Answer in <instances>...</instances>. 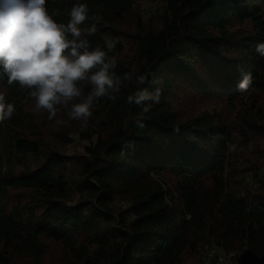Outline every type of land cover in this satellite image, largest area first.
Wrapping results in <instances>:
<instances>
[{
    "label": "trees",
    "instance_id": "trees-1",
    "mask_svg": "<svg viewBox=\"0 0 264 264\" xmlns=\"http://www.w3.org/2000/svg\"><path fill=\"white\" fill-rule=\"evenodd\" d=\"M129 1L47 0L45 6L57 23L67 24L72 6L87 4L88 19L80 25L86 29L96 7L118 19ZM164 15L156 31L111 27L115 72L134 76L122 79L115 100L97 99L100 123L109 131L98 139L92 138L95 131L81 132L91 143L85 155L74 157L78 173L72 181L69 156L60 148L36 135L21 136L27 114L11 95L23 89L9 84L0 68V94L15 108L0 127L17 157L0 169V264H10L12 241L29 250L38 238L59 243L77 264H186L200 258L206 245L239 254L238 264H264V183L258 178L264 57L256 52L264 42V0H168ZM108 35L86 38L103 47ZM127 47L136 64L120 58ZM243 74L252 83L240 92ZM136 75L145 82L138 84ZM138 89H159V102L129 104L127 97ZM186 94L196 97L188 102L192 112L178 116L170 99ZM199 96L221 98L231 112L202 103L193 108ZM238 167V174L250 171L257 184L239 180ZM117 198L128 201L120 218Z\"/></svg>",
    "mask_w": 264,
    "mask_h": 264
},
{
    "label": "clouds",
    "instance_id": "clouds-1",
    "mask_svg": "<svg viewBox=\"0 0 264 264\" xmlns=\"http://www.w3.org/2000/svg\"><path fill=\"white\" fill-rule=\"evenodd\" d=\"M47 0H0V68L8 83H16L28 89L34 99L36 112L48 113V119L57 116L58 107L68 110L69 120L86 122L92 115L94 102L107 96L117 98L122 79H133L134 72L117 75V58L112 53L115 39L104 38L103 47H92L86 38L95 33L96 27L81 29L88 19V6L76 3L72 6L67 24L57 23L48 13ZM93 19H101L93 17ZM256 52L264 57V42L256 45ZM138 84L146 77L136 75ZM252 83L250 74H243L238 91H247ZM91 85V91L83 88ZM151 100L159 102V89L154 93L138 89L127 97L129 104L140 105ZM150 105H145L147 111ZM14 105L5 104L0 94V121L10 119ZM57 124L66 121L57 120ZM138 127H143L141 121ZM252 145L249 143L248 148ZM236 145L231 146L235 150ZM243 151V149H241Z\"/></svg>",
    "mask_w": 264,
    "mask_h": 264
},
{
    "label": "rangeland",
    "instance_id": "rangeland-1",
    "mask_svg": "<svg viewBox=\"0 0 264 264\" xmlns=\"http://www.w3.org/2000/svg\"><path fill=\"white\" fill-rule=\"evenodd\" d=\"M167 3L168 0H130L127 10L118 19L114 18V15L109 13V10L106 11L105 8L98 6L95 8V14L93 17H100L101 19H91V22H93L96 27V31L92 35L102 37L101 33L104 31L109 32V35L104 37H110L112 32L111 27L117 30L127 31L128 33H133L137 27L156 31L161 26V22L164 19V11ZM93 24H90L89 28H91ZM98 28H101L102 31ZM134 57L132 49L130 50L128 47L125 48L120 56L125 63L130 65L136 64V62H133ZM28 91V89H23L11 95L13 102L21 100L20 103L24 111L22 112L27 114V118L18 128L20 134L27 138L34 137V135L41 137L47 145L58 147L62 150L61 152L63 154L69 156L66 162V172L68 178L72 181V179L76 178V174L78 173V164L74 157L85 155L86 147L91 143V141H88L81 135V132L88 130L95 131L94 135L93 132L91 133V135H93L92 138L96 137V139H98L105 137L109 131L103 123H100L103 118V114H101V105L97 100L94 102L91 110L92 115L86 122L75 119L69 120L68 110L63 107H58L57 116L52 120H49L46 111H35V101L29 96ZM186 96L187 98H184L182 95H179L170 99L178 116L188 115L192 112V109L188 106V102L196 97L191 98L187 94ZM202 98L199 96V98L193 102V108L200 107L199 103H202L209 107H215L220 113L231 112L229 105L224 103L221 98L215 96L207 98V100H203ZM234 113L235 112L233 111V114ZM57 120H63L66 121V123L57 124ZM0 129V169L1 171H5L8 162L13 159L16 160L17 157L14 155L8 139L3 138V133L5 131L3 125H1ZM25 162L33 163L31 158H28ZM240 170V167L236 168V173ZM237 175L238 179L242 182L257 184V177H255L254 180L253 174L250 171L241 172L240 174L237 173ZM258 178L264 183V160ZM78 197L79 194H76L75 200ZM15 200V194L11 193L10 201ZM127 205V200L117 198L114 203V209L116 211L115 215L117 218L122 216L121 213L124 212ZM21 245L22 243L14 240L11 242V245L7 246V252L10 254V264H77V262L64 251L59 243L52 240L38 238V240L31 245L32 248L29 250ZM2 247L3 243L0 244V249ZM203 251L204 249L202 250V253ZM236 255L238 257L240 256L239 254ZM198 260L199 258L194 262L186 264H196Z\"/></svg>",
    "mask_w": 264,
    "mask_h": 264
},
{
    "label": "built area",
    "instance_id": "built-area-1",
    "mask_svg": "<svg viewBox=\"0 0 264 264\" xmlns=\"http://www.w3.org/2000/svg\"><path fill=\"white\" fill-rule=\"evenodd\" d=\"M239 257L219 247L206 245L196 264H238Z\"/></svg>",
    "mask_w": 264,
    "mask_h": 264
}]
</instances>
